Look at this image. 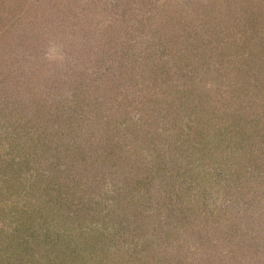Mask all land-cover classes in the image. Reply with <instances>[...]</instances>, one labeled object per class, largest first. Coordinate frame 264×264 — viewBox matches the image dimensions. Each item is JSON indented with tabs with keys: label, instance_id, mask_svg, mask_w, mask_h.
<instances>
[{
	"label": "rangeland",
	"instance_id": "obj_1",
	"mask_svg": "<svg viewBox=\"0 0 264 264\" xmlns=\"http://www.w3.org/2000/svg\"><path fill=\"white\" fill-rule=\"evenodd\" d=\"M262 2L0 0V264L13 262L9 247L17 236L29 237L37 251L42 242L35 238L47 234L73 239L67 248L55 246L66 260L44 247L26 263L140 264L142 255L149 264H220L231 257L264 263V159L251 155L246 141L240 150L228 140L216 144L240 123L248 136L255 124L264 132V88L260 83L263 95L251 90L264 76L257 58L264 53ZM51 45L63 60L47 58ZM218 51L254 67L244 86L219 67ZM49 118H56L51 130L73 138L78 149L113 137L120 153L149 167V191L163 186L149 198L154 218L170 221L191 211L195 224L170 233L130 232L120 219L125 202L116 206L113 199L127 184L117 182L120 189L113 184L103 195L99 222L67 227L48 211L52 182L39 178L48 165L27 160L45 132L58 138ZM81 232L104 250L83 244Z\"/></svg>",
	"mask_w": 264,
	"mask_h": 264
},
{
	"label": "trees",
	"instance_id": "obj_2",
	"mask_svg": "<svg viewBox=\"0 0 264 264\" xmlns=\"http://www.w3.org/2000/svg\"><path fill=\"white\" fill-rule=\"evenodd\" d=\"M262 4L264 9V2H262ZM252 9H255V14L257 16L258 9L256 8V6L254 5ZM263 9L260 13H262L264 19ZM259 23L262 24L264 23V21H259ZM215 54H217L218 60L220 62L219 67H226L231 69H229V74L233 73V75L230 76V80H233L236 83H241L244 86L246 84L247 76L253 73L254 67L248 66L247 68V66H244L243 63L239 61H234L233 58L229 57L224 52L218 51V53L216 52ZM258 55L259 53L254 55V60ZM227 57H229V59ZM257 58H260L259 65L264 66V53H261L260 56H258ZM222 61H225L227 63H223ZM229 62H231V64ZM259 65L258 67L262 69L261 72H263L264 68L260 67ZM263 79L264 76L262 75V82L258 83L259 88H252L251 90H256L258 93L262 94L264 89H261L260 83L264 88ZM260 90H262V92ZM39 106H41L39 108L40 112L44 113L45 111L46 113H51V117L57 116L54 112L56 111L55 108L52 109V107L48 105ZM119 107L128 109V106H124L123 102L121 103V101H119ZM50 119L51 118H49V120ZM55 123L56 118L50 120V133L57 131L51 130L55 126ZM238 127L240 128V130H234L235 132H233V134L226 133L225 135L227 138L220 135L221 137L216 142V144H218L217 148H219L220 145H225L226 141L228 140L229 143L233 142L237 150H240L242 146H244L243 144L246 141L247 144L250 146L249 149L251 155L256 152V155L264 159V149L262 150V147L259 146L262 144L264 132L262 129H260L259 124H255L252 127L248 126L252 133L249 134V136L246 135V130H243V128H241L245 127V124L240 123ZM53 129L55 130V128ZM44 134L45 136L39 138L36 145L30 147L33 149V152L30 155H27V160L28 163H30L29 161L33 159L34 164L36 163L37 165L42 167L48 165V170L44 169L42 175H39L40 179L45 178L46 180L48 178L47 180H49V182H52L50 189L47 192L48 199H46L48 211L50 213L56 214V217L60 219L65 225H67V227V223L74 220H78V222L80 223H83L86 220H97L99 222V219L103 218V195L109 193L108 191L112 189L111 186L113 184L119 187H114L115 190L120 189L122 185H118V183L121 182L127 184V190H125L122 194L119 193L118 190L117 195H123V197L119 198L116 195L117 198H115L114 196L113 199L115 200L116 206H118L119 203L121 204L122 202H125V204H121L120 214H123L121 215L120 219L123 222V225L125 226L124 228H132L130 232L138 231L141 234L147 235L151 231L157 229L159 233H167L168 231L170 233L175 228V226L177 227L179 226V224H182L184 226H190L195 224L194 222L196 221L197 217L193 216L192 218H189L191 217V211L189 213H184V211H181L185 207L179 210L181 211L179 215H174V217L173 215L170 216L173 217V219L170 221H162L160 219L154 218L155 216L150 213L151 205L149 202V198L154 193H158L160 195V191L163 186L158 185V187H156L155 185V188H152V190L149 191L150 185L154 184V181H152L151 179L152 174L150 170H147L149 169V167L138 163L140 162V159L138 157L137 164L133 163V159H128L127 151L124 153H120V151L122 150L120 148L121 146L117 144L116 140H114L113 137H111V139L107 138L104 142L97 143L96 145H94L93 143L89 144L90 147L88 148L79 147L81 149H78L76 148L77 145L74 146L75 142L73 138L72 140H67L65 136L61 137L59 135V131H57V135H55V137H58L56 139L50 136L48 132H45ZM257 138H259L260 140L258 141ZM148 141H150L149 138L143 140V145L145 146L146 143L148 144ZM38 146L40 148H38ZM82 149H84L85 151L87 149L88 151L82 153ZM172 157V159L177 158L174 153L172 154ZM124 160L127 162V167H122V163L126 164ZM99 168H101V170H99ZM116 178L119 179L116 180ZM163 184H166L168 186V183L166 181H164ZM105 202L107 201L105 200ZM72 208L74 209L73 211L70 210ZM72 212L74 213V216H71ZM170 217H167V219H170ZM203 226L205 225L202 224L200 230L206 232V228ZM47 235L48 236L38 235L37 239L35 238L36 244H40V242H42L41 247L37 251H34L31 248L29 237L23 238V242H21L22 240L18 239L17 236V242L12 243L9 247L10 250L14 251L13 256L15 257L13 259V262L9 264H28L24 259L35 256V254L39 253L40 250L44 247L47 248L48 253L49 251L51 252V254L54 253L55 256H59L60 259L62 258L61 261L64 262L66 260V257H62L64 252L56 251L55 246L61 247V244H64L66 245L64 246V248H67V246H70V244L73 242V239L60 237L57 235L56 237L55 235ZM82 235L83 233L81 232L78 235V239L83 240V244H87L90 249H92L93 246L99 247L102 251L104 250V248L102 247V245L104 244H102L98 239L92 237L90 239H86V237ZM221 236H225V234ZM230 236L232 235H227V237ZM41 239L42 241H39ZM202 239V241H205L203 236ZM88 241H92V246L88 243ZM258 241H260V239H258ZM253 244H257V242H254ZM207 257H213V255L209 254L207 255ZM231 258H226L222 260V263L220 264H239L237 259ZM2 259H5V256H3V254L0 255V263ZM142 259L145 260L144 255L139 258V260H141L140 264H149L146 261H142ZM56 262L59 261L51 260L49 261V264H56ZM253 263H258V261H254ZM261 264L264 263L262 262Z\"/></svg>",
	"mask_w": 264,
	"mask_h": 264
},
{
	"label": "clouds",
	"instance_id": "obj_3",
	"mask_svg": "<svg viewBox=\"0 0 264 264\" xmlns=\"http://www.w3.org/2000/svg\"><path fill=\"white\" fill-rule=\"evenodd\" d=\"M49 60H63V55L60 53L58 46L51 45L49 52L46 54Z\"/></svg>",
	"mask_w": 264,
	"mask_h": 264
}]
</instances>
